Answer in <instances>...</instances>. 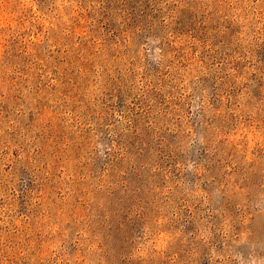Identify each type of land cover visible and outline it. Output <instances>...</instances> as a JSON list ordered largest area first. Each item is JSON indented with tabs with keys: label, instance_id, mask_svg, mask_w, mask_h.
<instances>
[{
	"label": "rangeland",
	"instance_id": "374dc122",
	"mask_svg": "<svg viewBox=\"0 0 264 264\" xmlns=\"http://www.w3.org/2000/svg\"><path fill=\"white\" fill-rule=\"evenodd\" d=\"M0 264H264V0H0Z\"/></svg>",
	"mask_w": 264,
	"mask_h": 264
}]
</instances>
